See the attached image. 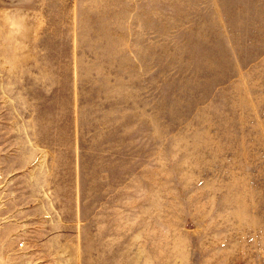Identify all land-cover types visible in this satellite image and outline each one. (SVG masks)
<instances>
[{
  "label": "rangeland",
  "instance_id": "374dc122",
  "mask_svg": "<svg viewBox=\"0 0 264 264\" xmlns=\"http://www.w3.org/2000/svg\"><path fill=\"white\" fill-rule=\"evenodd\" d=\"M8 148L0 264H264V0H0Z\"/></svg>",
  "mask_w": 264,
  "mask_h": 264
},
{
  "label": "crops",
  "instance_id": "0c3cea01",
  "mask_svg": "<svg viewBox=\"0 0 264 264\" xmlns=\"http://www.w3.org/2000/svg\"><path fill=\"white\" fill-rule=\"evenodd\" d=\"M11 152L13 150L9 148L0 149V235L4 229L16 230L13 221L27 219L26 226L30 225L34 216L29 203H34L35 183L25 180L28 178L25 174H22V182L18 183V178H15L20 163L23 164L24 171L25 167L34 162H31L32 158H20Z\"/></svg>",
  "mask_w": 264,
  "mask_h": 264
}]
</instances>
